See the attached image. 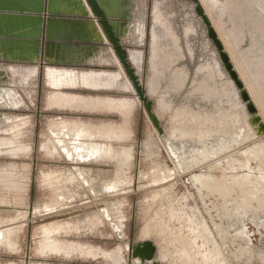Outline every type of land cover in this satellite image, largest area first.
Returning <instances> with one entry per match:
<instances>
[{
    "label": "rangeland",
    "instance_id": "374dc122",
    "mask_svg": "<svg viewBox=\"0 0 264 264\" xmlns=\"http://www.w3.org/2000/svg\"><path fill=\"white\" fill-rule=\"evenodd\" d=\"M239 2L255 3L202 1L227 45L229 6L248 21H236L231 43L238 47H228L245 68L264 119V49L254 44L261 25ZM146 4V13L155 12L146 18L149 45L130 49L144 60L140 77L154 85V111L179 143L177 156L122 75L100 87L78 79L90 72L114 75L113 66L47 67L42 79L37 68L21 85L17 72H7L12 87L0 86V264H139L128 248L143 240L158 246L163 264H264V136L251 137L240 100L228 116L225 103L204 106L190 95L196 83L185 53L192 60L216 57L190 4ZM50 69L59 80L49 79ZM227 91L226 85L208 87L211 95ZM240 194L253 202L236 212Z\"/></svg>",
    "mask_w": 264,
    "mask_h": 264
},
{
    "label": "water",
    "instance_id": "95a60500",
    "mask_svg": "<svg viewBox=\"0 0 264 264\" xmlns=\"http://www.w3.org/2000/svg\"><path fill=\"white\" fill-rule=\"evenodd\" d=\"M147 1L149 2V0ZM147 1H144L145 5H147ZM21 2L0 0V20L4 21V26H0V64L2 65L0 86L5 81L6 86L12 87V81L10 82L7 72L11 76H14V70L21 72L31 68L32 70L39 68L38 74H40V78L42 79L47 67L67 68L71 70V67L88 66L101 68L105 65H110L120 73V65L132 86V90L137 94L139 101L142 103L151 123L162 136L167 149H169L172 155L177 156V145L179 143L172 142L169 139L161 125L159 117L154 111V102L150 96L153 94L150 89L152 88L154 91V85L151 83L147 86L140 77L144 60H140V64L137 65V62L131 56V50H133L130 49L131 46H143L147 48L149 45L147 42L146 46V38L147 40L149 39L146 36L148 35L146 18L147 21L155 18V12L152 9L147 8V13L146 9H144L140 20L136 17L138 9H135V11L124 9V5L129 4V0H22ZM157 2L159 0H156ZM186 2L190 4L192 12H194L199 24L202 26L201 28H203L216 56H212L213 59L212 57H207L206 59V57L200 55L202 59L207 60H205L207 62L205 64L201 58H193L192 60L189 54H187L188 51L185 53L187 66L189 71L190 69L192 71L190 80L194 79L196 83V89L190 95L195 94V96H198V100L202 101V105L204 106L208 103H225L227 105L224 109L225 115H232L230 107L234 105L235 101L239 104L240 100L249 117L248 123L255 133L251 137L258 138L264 136V119L229 52L205 12L201 1L186 0ZM114 3H120L121 5L118 6ZM206 3H211V0H206ZM210 6L213 8V5ZM240 7L243 10L250 8L252 9L251 13L253 11L256 13V18L259 19L261 25V32L257 31V34L261 37V40L254 44H256L258 50L261 47L264 49V5L250 2L244 6L240 5ZM229 9H231V12H229L227 21L230 22L228 26L231 34L227 32L226 38L228 39L230 49L236 50L237 44L232 45L231 43L235 36L233 26L236 24V21L238 23H248V21L242 17V13L240 14L238 11H235L236 9H232L230 6ZM219 16L224 17L221 9L219 10ZM231 16L232 18H229ZM169 21H172L173 24H177L178 22L173 17H170ZM151 22H154L152 24V29H154L157 26V22L155 19ZM139 26L142 27L144 35L141 40L137 39V28ZM150 33L149 37L154 42L153 32L151 35ZM3 43L4 45L7 44V47H11L6 50V47H1ZM22 46H29V50L25 51L30 53L11 54L15 49L22 52ZM84 46H87L89 52L94 51L90 59L86 60L84 57H76L75 54L71 55V53L75 52L78 55L81 52H85L81 49ZM99 55L101 56L99 57ZM239 57L240 63L246 60L244 53ZM94 58L97 59L96 62H94ZM216 58L218 65L214 64ZM116 60L119 65L116 63ZM153 61L152 58L150 60V67ZM27 65L30 66L28 67ZM240 65L243 64L241 63ZM242 69L245 70V68ZM211 73L214 75V78H210ZM23 74L15 76L16 81L20 85L21 83L23 84ZM154 79L158 81V75H155ZM222 85L228 87V96L224 97L223 93L220 94L219 92L212 95L208 93L209 86L216 87ZM200 86H203L204 89ZM123 88H125V85H123ZM233 90L236 91L238 99L232 96ZM2 91L0 90V92ZM181 100L184 103V100ZM200 110L203 111V108ZM128 250L133 260L138 261L139 264H163L159 257L158 246L153 241L143 240L135 244L131 243Z\"/></svg>",
    "mask_w": 264,
    "mask_h": 264
},
{
    "label": "bare ground",
    "instance_id": "6f19581e",
    "mask_svg": "<svg viewBox=\"0 0 264 264\" xmlns=\"http://www.w3.org/2000/svg\"><path fill=\"white\" fill-rule=\"evenodd\" d=\"M201 1V0H200ZM203 1V0H202ZM202 1H201V4H202V6L205 8V6L203 5V3H202ZM244 1H246V0H244ZM250 1H255V3H257V4H262V5H264V0H248V2H250ZM135 2V1H134ZM160 4V3H159ZM239 4L240 5H242L240 2H239ZM250 6V5H249ZM205 12L207 13V15L209 16V18H210V20H211V22L213 23V21H212V19H211V16H210V14H209V10H207L206 8H205ZM157 13V12H156ZM241 14V13H240ZM244 19H246L245 18V16L243 15L242 16ZM258 25V24H257ZM256 25V26H257ZM213 26L215 27V29H216V25H215V22L213 23ZM219 31V29H216V31ZM217 31V33H218V35H219V37H220V39L222 40V42H223V44L225 45V48L227 49V51L229 52V54H230V56H231V58H232V60H233V62H234V64H235V66H236V68H237V70L239 71V73H240V75H241V77L243 78V80H244V82H245V84H246V86H247V89L249 90V92H250V94H251V88H250V86L248 85V83H247V81H246V79L244 78V76H245V72H244V70L242 71V70H240L239 69V66L237 65V63L235 62V60H234V58L232 57V54L230 53V49H229V47H228V45L224 42L225 41V39L221 36V34H219V32ZM253 31V30H252ZM158 32H159V30H158ZM257 33V32H256ZM137 34H138V36H137V39L138 40H141L142 38H143V29H142V27L141 26H139L138 28H137ZM251 35V34H250ZM156 36H157V33H155V31H153V38H154V40L156 39ZM254 36L255 37H257V35L256 34H254ZM245 37V36H244ZM254 37V38H255ZM244 40V39H243ZM260 40V39H259ZM264 48V47H263ZM251 51V50H250ZM131 56L134 58V61L135 62H137V65H139L140 64V54L138 53V52H136V51H132L131 50ZM103 61H105V60H103ZM262 61V60H261ZM95 62V61H94ZM106 62H108V60H106ZM248 62V61H247ZM116 63L118 64V61L116 60ZM242 63V62H241ZM264 63V62H263ZM119 65V64H118ZM241 67V66H240ZM119 68L121 69L120 70V73H116V74H111V73H107V72H105V71H103V72H100V73H95V72H90V73H88V74H85V75H80L79 76V80L81 81V83H83V84H86V86L88 85V86H92V87H95V86H105L107 83L108 84H113V83H115L116 81H117V79L119 78V76L120 75H122L123 76V78H124V81H125V85H126V87L127 88H129L130 90H132V86H131V84H130V82L128 81V79H127V77L125 76V74H124V72H123V69L121 68V66L119 65ZM32 69H29V70H25V71H19L18 72V70H14V72H17L18 73V75L20 76V74H23L24 72H26V73H24L23 74V76L24 75H28V74H31L32 73ZM35 71V70H34ZM244 72V73H243ZM75 73V72H74ZM67 74H69V73H67ZM249 74V73H248ZM17 75V76H18ZM60 75V73H58L57 71H55V70H53V69H50V70H48V77H49V79H51L52 80V82L53 81H57V80H59V76ZM247 76V75H246ZM66 77V76H65ZM64 77V78H65ZM69 77H70V75H69ZM74 77V76H73ZM249 77V76H248ZM23 79H25V77L23 78ZM115 79V80H114ZM121 79V78H120ZM119 79V80H120ZM66 80V79H65ZM118 80V81H119ZM122 80V79H121ZM251 80V79H250ZM249 80V81H250ZM61 81V80H60ZM63 81V80H62ZM23 82H24V80H23ZM77 82V81H76ZM252 82V81H251ZM250 82V83H251ZM71 83V82H70ZM78 83V82H77ZM58 84V83H57ZM64 84V83H63ZM63 84H61V85H63ZM79 84V83H78ZM117 84V83H116ZM120 84H121V82H120ZM122 84H123V82H122ZM121 84V85H122ZM69 85V84H68ZM71 85V84H70ZM117 85H119V83L117 84ZM121 85H120V87H121ZM73 86V85H72ZM99 86V87H100ZM108 86V85H107ZM115 86V85H114ZM122 88V87H121ZM133 91V90H132ZM134 92V91H133ZM252 96V95H251ZM61 98V97H60ZM252 98H253V96H252ZM255 99V97L253 98V100ZM255 101V100H254ZM257 103H258V101H257ZM255 104H256V102H255ZM259 104V103H258ZM258 108H259V106H257ZM260 110V109H259ZM221 139V138H220ZM224 139V138H223ZM213 140H218V138H213ZM221 141V140H220ZM228 167H230L231 168V166H228ZM233 167V166H232ZM193 177H194V179H195V177H197V175L195 176V175H192ZM263 180H264V175H262V177H261ZM198 179L199 178H197V180L195 181V182H197L198 181ZM198 184L199 185H201V186H203V185H205V183L204 182H201L200 181V179H199V181H198ZM202 189H204V188H202ZM206 190V189H205ZM201 191V193H202V190H200ZM207 191H209L210 193H215L216 191H212L211 189H209V188H207ZM218 194V193H217ZM220 194V193H219ZM214 196V195H213ZM221 196V195H220ZM240 198H241V202L236 206V209H235V211L236 212H240V211H245V210H247L248 208H249V206L251 205V203L253 202V201H251V200H248V199H246L243 195H241L240 194ZM253 205V204H252ZM222 207V206H221ZM252 208V207H251ZM226 212V211H225ZM222 216V215H221ZM229 217V216H228ZM236 218V217H235ZM230 219V218H229ZM226 222V221H225ZM237 225V224H236ZM202 231H204V230H202ZM205 232V231H204ZM245 236V235H244Z\"/></svg>",
    "mask_w": 264,
    "mask_h": 264
},
{
    "label": "crops",
    "instance_id": "0c3cea01",
    "mask_svg": "<svg viewBox=\"0 0 264 264\" xmlns=\"http://www.w3.org/2000/svg\"><path fill=\"white\" fill-rule=\"evenodd\" d=\"M22 0H13V2H20V3H22L21 2ZM130 2H129V4H125L124 5V9H126V10H128V9H132V10H134L135 11V9H138L137 11H138V13H137V15H136V17H138L140 20H141V16H142V14H143V12H144V9H145V7H146V5H145V3H144V1L145 0H129ZM135 1V2H134ZM147 1V0H146ZM144 3V4H143ZM114 4H116V5H121L120 3H114ZM145 6V7H144ZM139 10H140V12H139ZM138 19V20H139ZM0 26L1 27H3L4 26V21L3 20H0ZM4 43L2 44V48H5L6 47V50H8L11 46H8L7 47V44H5L4 46ZM24 48H26V49H24ZM76 48V47H75ZM77 49V48H76ZM82 50H84L85 52H81V54H79L78 55V53H71V55H73V54H75V56L77 57V56H80L81 58H86V60L87 59H90V56L91 55H93L94 54V51L92 52H89V50H88V48H87V46H84L83 48H81ZM86 49V50H85ZM24 50V51H23ZM25 50H29V46H22V52L21 51H19V50H17V49H15V50H13L12 52H11V54H13V55H16V54H29L30 52H26ZM72 52V51H71ZM10 53V52H9ZM101 55H99V57H100ZM98 57V58H99ZM95 59V58H94ZM95 62L97 61V59H95L94 60ZM2 65L0 64V71H1V67Z\"/></svg>",
    "mask_w": 264,
    "mask_h": 264
}]
</instances>
